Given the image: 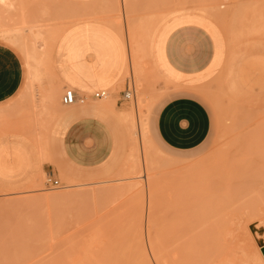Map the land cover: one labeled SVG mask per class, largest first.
<instances>
[{"label": "rangeland", "instance_id": "rangeland-1", "mask_svg": "<svg viewBox=\"0 0 264 264\" xmlns=\"http://www.w3.org/2000/svg\"><path fill=\"white\" fill-rule=\"evenodd\" d=\"M82 2L116 20L119 27L124 22L131 46L130 66L122 84L110 91L115 100L124 89L123 83L133 87L119 110L128 109L120 114L124 121L120 118L116 131V150L110 162L91 176L71 170L60 160H50V154L58 155L53 129L64 92L51 72L52 46L69 26L98 20L74 15ZM182 13L215 21L231 58L264 55V0H0V30L5 31L0 39L8 42L13 35L8 29H26L14 35L19 41L13 43L21 49L34 48L44 73L40 83L34 82L35 95L29 92V98L20 99L8 114V150H0V155L8 152L4 155L8 154V163L13 164L10 173L8 164L3 160L0 164V256L10 257L8 264L27 260L30 255L38 256L37 264H50L53 258L58 264H260L254 261V252L264 242V158L258 160L264 157V94L236 88L229 76L207 84L204 92L211 112V132L193 151L164 148L150 128V116L173 88L151 60L152 40L164 21ZM60 28L64 30L54 39L53 32ZM29 30L40 36L34 38ZM47 94H52L51 101ZM114 100L102 98L104 102ZM142 136L147 137V143L142 142ZM35 162L41 171L28 170ZM257 164H261V171ZM182 169L190 172L177 173ZM48 170L60 186H45L44 171ZM236 172L238 177L233 176ZM178 174L187 175L182 183ZM230 177H235V182L244 181L233 187L232 179L227 187ZM128 184L136 185L125 190ZM119 186L122 190L114 191ZM99 188L112 190L59 201L63 193ZM229 188L236 192L229 193ZM52 193L55 196L50 200L46 195ZM19 198L34 202L1 206ZM186 207L191 215L183 213ZM180 208L185 210L172 214ZM181 222L186 223L184 230H180ZM21 249L24 255L15 257V253H23ZM65 256L71 261H60Z\"/></svg>", "mask_w": 264, "mask_h": 264}, {"label": "crops", "instance_id": "crops-1", "mask_svg": "<svg viewBox=\"0 0 264 264\" xmlns=\"http://www.w3.org/2000/svg\"><path fill=\"white\" fill-rule=\"evenodd\" d=\"M122 25L83 20L69 26L52 46L54 81L59 88H69L77 98L84 99L61 104L58 109L53 129L58 155L51 157L49 152L50 160H60L71 170L86 172L88 176L103 169L116 150L123 89L115 100L110 91L121 86L130 66L128 36L124 22ZM150 53L153 64L173 87L149 119L155 138L168 150L193 151L208 139L212 120L204 88L214 79L229 76L236 88L264 94V55L231 58L226 38L211 18L182 13L167 19L155 32ZM41 72L39 83L44 77L42 69ZM29 78L24 50L10 40L0 42V150H8V114L20 99L29 98L25 90ZM34 82L37 81L31 87L35 95ZM99 90L107 91L106 97L114 101L93 98L92 92ZM35 102L34 106L39 108ZM4 153L0 155V164L2 160L8 164L10 173L13 164L8 163V154ZM13 156L17 162L18 157ZM38 163L28 170L41 171ZM44 172L54 176L52 170ZM61 176L65 177L63 172Z\"/></svg>", "mask_w": 264, "mask_h": 264}, {"label": "bare ground", "instance_id": "bare-ground-1", "mask_svg": "<svg viewBox=\"0 0 264 264\" xmlns=\"http://www.w3.org/2000/svg\"><path fill=\"white\" fill-rule=\"evenodd\" d=\"M78 3H80V2H78ZM71 6H75L76 8H78L79 6H77V4L76 3H71L70 4ZM79 5V4H78ZM80 7H82V8H78V9H76V10H79V11H77L74 15L76 16V17H85V18H92V19H100V20H104V21H107V22H109L110 24H113V25H116V20H113L111 17V19H109V17H105V15H104V13L103 12H99V11H96V10H92V9H89L88 8V4L87 3H84V2H82V4L80 5ZM72 11V10H71ZM67 18H68V16H67ZM66 22L67 21H69V20H65ZM24 21H21V23H23ZM27 23V22H26ZM38 30V29H37ZM64 29H62V28H60L59 30H57V31H55V32H53V34H52V36H54V39L63 31ZM24 31H26V29H24V28H14V29H8V34H13V35H11L12 37L11 38H9V40L11 41V42H14V41H19V39H18V36H15L14 37V35H16V34H19L20 35V33H23ZM39 31V30H38ZM2 32H5V31H3V30H0V36H1V34H2ZM29 32L32 34V36L34 37V38H36L37 36H40V35H38V33H35L34 31H32V30H29ZM3 34H5V33H3ZM2 34V35H3ZM21 42V41H20ZM129 43V50H131V46H130V42H128ZM28 46V45H27ZM23 50H24V53H25V55H26V59H27V66H28V70H29V74H30V78H29V81H28V84L26 85V91H28V92H32V91H30V90H32V83H33V81H39V79H40V77H41V71H40V69H39V57H38V52L37 51H35L34 50V48H27V47H24L23 46ZM22 52V51H21ZM51 59V58H50ZM50 66H51V64H50ZM51 72H52V69H51ZM34 85V84H33ZM36 86V85H35ZM22 87H24V86H22ZM23 89V88H22ZM20 90V89H19ZM19 90H18V92H19ZM21 91V90H20ZM17 93V92H16ZM28 94V93H27ZM26 94V95H27ZM32 94V93H31ZM46 98H47V100L49 101H51L52 99H53V96H52V94H47L46 95ZM105 98H107V97H105ZM104 98V99H105ZM12 99V98H11ZM43 100H44V98H43ZM9 101V100H8ZM46 101V100H45ZM30 102V101H29ZM53 102H54V100H53ZM31 103V102H30ZM63 104V103H62ZM64 105H70V104H64ZM125 110L127 111L128 109H126L125 108ZM125 110H121V111H119L118 113L119 114H124V113H126V111ZM49 112V110L47 111V113ZM55 112V111H54ZM56 113V112H55ZM123 116V115H122ZM53 118V117H52ZM263 124V123H262ZM146 137V136H145ZM144 136H142L141 137V139H142V142H145V143H147V140H146V138H145ZM260 140V139H259ZM148 141H149V139H148ZM150 142V141H149ZM148 142V143H149ZM256 143V142H255ZM260 143V142H259ZM254 144V143H253ZM263 144V143H262ZM261 144V145H262ZM261 151V150H260ZM260 156V155H259ZM262 158H264V157H259V159L258 160H260V159H262ZM255 159V158H254ZM222 161H223V158L221 159ZM250 163V162H249ZM258 165V168L257 169H260V171H261V168H262V166H259V165H261V164H257ZM256 167V166H255ZM255 167H254V169H255ZM259 167H261V168H259ZM180 170V169H179ZM264 170V169H263ZM262 170V171H263ZM177 171V170H176ZM175 171V172H176ZM188 171V170H187ZM187 171H185L184 169H182L181 171H179V172H177V173H184L185 174V172H187ZM250 171V170H249ZM249 171H247V173L249 172ZM188 172H190V171H188ZM243 172H245V171H243ZM251 172H252V170H251ZM236 173H238V175H234L233 174V176H239V172H236ZM172 174H174V173H172ZM171 174V175H172ZM244 174V173H243ZM179 175V174H178ZM181 175V174H180ZM179 175V176H180ZM252 175V174H251ZM170 176V175H169ZM245 176H247V174L245 175L244 174V176H243V179H245V182H248V181H246V180H248V179H246V178H244ZM254 176V175H253ZM263 176H264V174H263ZM145 177V176H144ZM165 177V176H164ZM182 177V178H181ZM181 179L182 180H180V183H182L183 182V178L184 177H187V175L186 176H184V175H181ZM37 178V177H36ZM148 178V177H147ZM161 178V177H160ZM231 178V177H230ZM248 178V177H247ZM175 179V178H174ZM232 179H234L233 181H234V184H233V187H235V183H237L238 185H240V184H242V182L241 181H244L243 179L242 180H240V182H235V177L234 178H231L229 181H228V183H227V187H229V186H231L232 184L230 183L231 181H232ZM153 180L155 181V179H154V177H153ZM153 180H151V178H149V181H150V184H152L153 183ZM164 180H166V179H164ZM176 180H179V177L178 178H176ZM162 181H163V179H162ZM172 181V180H171ZM182 181V182H181ZM249 181L250 182H255V181H251L250 179H249ZM155 183V182H154ZM158 182H156L154 185H158L157 184ZM160 183V182H159ZM167 183V182H166ZM168 183H170V181L168 182ZM172 183H175V182H172ZM150 184H149V186H150ZM190 184V183H189ZM229 184H231V185H229ZM136 184H128V185H126V189L125 190H129V188H131V189H133V187L135 186ZM179 185V184H178ZM186 185H187V183H186ZM185 185V186H186ZM163 186H165V185H163ZM152 187V186H151ZM184 187V186H183ZM182 187V188H183ZM163 189H164V187H163ZM230 189V188H229ZM235 189V188H234ZM110 190H112V189H109V190H105V191H107V192H109ZM122 190V188L119 186V187H116L115 189H114V191H121ZM231 191L229 192V193H235L236 192V190H233V189H230ZM103 189H94V190H92V191H77V192H68V193H63V195H62V197L60 198L59 196L57 197L58 199H59V201H61V199H65L66 201L68 200V201H72L73 200V198H81L82 196H84V197H90V196H92V195H98V194H100V193H104L105 192ZM174 191V190H173ZM172 191V192H173ZM235 191V192H234ZM147 192V191H146ZM171 192V193H172ZM227 192V191H226ZM176 193H178V192H176ZM61 194V193H60ZM59 194V195H60ZM173 194V193H172ZM171 194V195H172ZM176 194H174V195H172V196H175ZM46 196H49L50 197V200H53V198H54V194L52 193V195L50 194V195H46ZM61 196V195H60ZM81 196V197H80ZM84 197H82V198H84ZM41 198V197H40ZM71 199V200H70ZM176 199V198H175ZM34 199H31L30 200V198L29 199H26V198H19V199H17V200H13V201H6V202H3V203H1L2 205V207H9V206H11L12 207V205L13 204H16L17 206L18 205H22V206H25V205H30L31 203H32V201H33ZM172 200H174V198L172 199ZM175 201V200H174ZM176 201H179V200H177L176 199ZM29 202H31V203H29ZM34 202V201H33ZM169 202V201H168ZM28 203V204H27ZM74 203H76V202H74ZM67 204V203H66ZM70 204V203H69ZM77 204V203H76ZM187 205V204H186ZM186 205H184V206H186ZM70 206V205H69ZM15 207V206H14ZM76 207V206H75ZM78 207V206H77ZM188 207V206H187ZM186 207V210L185 209H178V210H176V214H174V213H172L173 215H178L179 213H181L183 210H185V211H183V213L187 216L188 214H190L191 215V213H188L189 211H190V209H188ZM66 208H68L67 206H66ZM71 209H72V207H71ZM71 209H69V210H71ZM69 210H68V212H69ZM76 210V209H75ZM78 210V209H77ZM179 210H181V211H179ZM187 210H189V211H187ZM66 212V211H65ZM177 212H179V213H177ZM58 213H59V210H58ZM65 215L64 214V212H61L60 213V215ZM62 217V216H61ZM176 217H178L179 218V216H176ZM176 217H173V219L174 218H176ZM173 223V222H172ZM186 223H187V221H186ZM186 223H183V222H181V226H182V224H183V226H182V228H180V227H178V228H176V231L175 232H177V231H179V228H180V230H184L183 228H184V225H186ZM108 224H109V222L107 223V228L109 227L108 226ZM170 224H171V222H170ZM176 224V223H175ZM173 225V226H176V225ZM261 224L264 226V221H262L261 222ZM106 227H104V229H106ZM99 228H101V227H99ZM107 230V229H106ZM171 230V229H170ZM175 230V229H174ZM262 232L264 231V230H261ZM61 232V231H60ZM171 232V231H170ZM172 232H173V230H172ZM172 232H171V234H172ZM262 232H256V233H258V234H261ZM174 233V232H173ZM263 234H264V232H263ZM87 235V234H86ZM102 235V234H101ZM162 235V234H161ZM257 235V234H256ZM59 236V235H58ZM260 237V236H259ZM12 238V237H11ZM59 238V237H58ZM261 238V237H260ZM264 238V237H263ZM261 240V239H260ZM61 241V240H60ZM72 241V240H71ZM63 242V241H62ZM75 242V241H74ZM117 244V243H116ZM115 244V245H116ZM72 247V246H71ZM86 247V249H87V245L85 246ZM135 247V246H134ZM73 249V248H72ZM106 249V248H105ZM22 250V249H21ZM23 251V250H22ZM111 252V251H110ZM15 253V252H14ZM34 254V253H33ZM24 255V251H23V253H19V254H16L15 253V257H21V256H23ZM42 255V254H41ZM2 256V255H1ZM0 256V259H5V261H0V264H8V261H7V259L9 260V258H5V256H2L1 257ZM43 256V255H42ZM35 257V258H34ZM32 256V255H30L29 257H27L26 259L27 260H24L23 261V258L20 260V259H18L17 260V262H16V264L17 263H19V264H21L22 262L21 261H23V264H24V262H25V264H28L29 262L31 263V261L33 260V259H35V260H33L34 261V263H35V261H37L36 260V258L38 257L37 255L36 256ZM41 257V256H40ZM52 257V256H51ZM54 257V256H53ZM29 258H32V260L31 259H29ZM44 258V257H43ZM71 258H72V256H71ZM28 259H29V262H28ZM55 259L56 258H53L51 261L52 262H49L50 264H58L57 263V260L55 261ZM261 261V260H264V242H261V243H259L258 245H257V247H256V251L254 252V261ZM13 261H16L15 259H13ZM32 261V262H33ZM54 261V262H53ZM60 261H64V262H70L71 261V259L70 258H66V256L64 257V258H62V259H60ZM59 261V262H60ZM28 262V263H27ZM39 262V261H38ZM29 263V264H30ZM34 263H32V264H34ZM84 263V262H83ZM35 264H37V263H35Z\"/></svg>", "mask_w": 264, "mask_h": 264}, {"label": "built area", "instance_id": "built-area-1", "mask_svg": "<svg viewBox=\"0 0 264 264\" xmlns=\"http://www.w3.org/2000/svg\"><path fill=\"white\" fill-rule=\"evenodd\" d=\"M132 93H133L132 85H130V84H128V82H126L124 89L121 92L120 99L128 100ZM108 94L109 93L105 90H99V91L92 92L91 96L93 98L100 99V98L108 96ZM83 99L84 98H82V97L77 98L75 96L74 92L69 88H65L64 92L61 96V102L63 104H73L76 102H82ZM44 184L47 187H58L61 185V182L57 178H55L51 173H46Z\"/></svg>", "mask_w": 264, "mask_h": 264}, {"label": "snow or ice", "instance_id": "snow-or-ice-1", "mask_svg": "<svg viewBox=\"0 0 264 264\" xmlns=\"http://www.w3.org/2000/svg\"><path fill=\"white\" fill-rule=\"evenodd\" d=\"M260 264H264V260H261V261H260Z\"/></svg>", "mask_w": 264, "mask_h": 264}]
</instances>
